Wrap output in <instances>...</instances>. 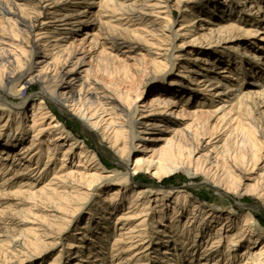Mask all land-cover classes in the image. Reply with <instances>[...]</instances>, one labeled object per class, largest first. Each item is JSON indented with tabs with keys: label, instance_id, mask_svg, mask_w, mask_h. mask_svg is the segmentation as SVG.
<instances>
[{
	"label": "bare ground",
	"instance_id": "bare-ground-1",
	"mask_svg": "<svg viewBox=\"0 0 264 264\" xmlns=\"http://www.w3.org/2000/svg\"><path fill=\"white\" fill-rule=\"evenodd\" d=\"M170 1L100 0L104 12L119 14L120 21L125 18L132 22L138 18L137 21L143 25H159L150 31L156 41L161 43L153 50L143 47L141 37L133 36L131 30L122 23L118 25L119 28H115L103 20L102 13L96 15L92 0H0V16L5 22V29L2 30L4 33H0V88L6 91L8 97L13 98H20L22 92L34 84L41 89L39 98L23 99L19 105H12L7 98H0V214L10 210L20 212L22 217L19 219L2 215L0 224L18 223L26 226L31 223L30 217L40 221L29 233L9 240L11 250L5 249L10 253L9 256L17 257L16 252L20 253L22 250L41 253L49 246L63 245L65 233L73 223L70 216L74 212L83 211L86 207L84 204L93 198L90 191L107 181L111 185L109 188H122L113 191L110 189L108 198H103L108 188L100 190L95 204L87 213L90 217L87 219L88 224L92 226L86 228L89 229L88 232L80 234L83 236L78 241L82 244L77 246L87 254L88 260L96 255L90 247L91 243H106L104 236L108 231L111 233L108 226L110 219L128 206L118 217L120 234L113 246L116 245L115 251H119L118 264H138L142 258L140 256L147 253L150 247L147 243L151 241L145 240V231L152 221V214L157 212L166 217L169 207L174 206L171 219L173 223H178L177 216H182V209L188 211L189 219L191 217L183 226L186 231L175 242H182V252L185 253L180 255V249L166 245L164 251L157 250V264H179L175 262L183 260L193 264L197 261L199 264H221L223 257L230 264L239 253L241 258H248L245 264H264V226L261 228L260 225L261 230L258 232L253 231V226L258 223L251 212L248 211L238 221L231 219L234 217L232 214L222 216L215 213L213 208L209 210L210 213L206 212L203 207L212 205L190 197L188 193L177 195L170 205L168 197L165 200L158 196L160 194H153L150 187L146 189L134 185L135 179L141 177L142 173H150L162 179L179 170H193L195 174L206 177V184L226 188L238 196L252 197L258 200V208L264 209V148L255 152V147H264V126L258 131L256 129L259 127L257 116L262 114L257 99L264 100V84L259 81L256 89L240 91L241 82L235 88L231 87L230 81L241 74L245 77L244 83L263 79L264 68L255 65L245 68L247 60L237 48L233 50L234 57L221 53V58L230 59L226 61L229 65L232 64V68L229 73L224 71L230 74V80L220 79L211 72L215 69L225 70L220 67L222 61H215L216 58L207 57L208 54L205 53L199 55L196 47L201 46L203 37L193 33L196 20L207 21L218 34L234 38L232 33L240 32L245 37H254L256 40H248L246 44L253 49L261 47L262 54L264 35L261 29H246L236 25V20L245 25L248 23L243 19L242 9L235 3L238 0H203L202 8L207 11L201 8L186 11L189 16L182 28L176 31L173 29L174 19L170 16ZM253 1L248 2L253 5L259 2ZM248 2L243 0L242 4ZM259 7L260 12H264V5L259 4ZM149 17L164 20V24L156 20L150 21ZM223 19L226 20L225 23L217 22ZM88 29H91L90 32H87ZM82 30L85 36L77 37V33ZM95 31L101 32L102 41L97 40ZM178 37L185 40L182 48H191L188 55L191 60L183 59L174 52ZM228 37L217 39L216 44L230 40ZM89 46L98 48V53L90 55ZM103 46L115 52L125 49L143 51L148 53L154 68H158L150 75L156 85L151 90L153 95L150 103L144 102L142 109L136 101L143 96L141 88L137 85L135 90L131 89L132 83H138V76H133L129 69L127 71L122 59L110 52H103ZM249 49H245L248 54ZM103 61L116 64V69L123 76L121 82L126 83L125 92H116L94 78V65ZM142 61L143 65L149 64L148 61ZM197 76H201L198 82L202 91L205 85L204 88L209 89L207 91L215 92L214 95L226 107L225 112H218L219 109H216L208 115L193 116L190 123L182 126L169 115L180 107L184 114L195 115L194 112L182 109L184 102L181 103L180 100H191L195 96L190 93L196 88L191 84ZM48 102H53L60 109H67L85 130L92 129L99 134L102 143L108 144L110 151L116 156L118 165L128 168V173L124 177L118 174L112 177L102 176L104 170L108 169L97 151H90L85 145L79 147L77 138L64 132L65 127L50 111ZM31 103H34L36 109L32 111L34 118L29 125ZM247 111L245 120L255 130L256 136L261 138L257 144L249 133L246 139H237V143L231 137L230 130H234V127L241 125L239 129H244L241 114ZM218 113L222 115L219 116ZM48 120L52 122L45 130L43 125ZM211 121L215 123L211 125ZM227 122H233V127H228ZM48 130L59 131V137H48L45 134ZM29 131L32 132V142L26 148L24 146ZM206 136L208 139H205ZM136 139L144 142L135 145ZM249 140L253 151L247 159L244 150L237 146H248ZM44 145L48 146L49 152L48 162L42 167ZM134 148L138 150L136 153H133ZM77 151L79 161L75 164ZM56 152L60 155L62 153L60 160H57L62 163L60 167H57L56 160L53 161ZM32 162L35 164L31 165ZM50 172L51 180L42 188L36 189V182L47 178ZM179 205L182 206L180 210ZM187 205L191 207L190 210L186 208ZM34 210L42 211L43 218L36 216ZM103 222L108 227L99 234L100 231L96 229L102 231ZM133 223H136L135 228L130 227ZM197 223L199 227L196 226ZM156 228L155 226L154 229ZM89 231L94 238H91ZM158 231L157 237H169L166 230L159 228ZM201 234L214 236L215 242L206 248L200 247L197 243L203 237ZM189 239L191 241L187 243ZM163 243L170 242L165 240ZM223 243L227 244V252L220 249ZM121 245L124 246L120 247ZM74 246L69 244L68 248ZM2 251L0 250V258L3 257ZM133 251H136L134 256L129 255ZM161 254L168 255L164 256L168 260L166 263L160 261ZM77 255L79 256L78 253Z\"/></svg>",
	"mask_w": 264,
	"mask_h": 264
},
{
	"label": "rangeland",
	"instance_id": "rangeland-1",
	"mask_svg": "<svg viewBox=\"0 0 264 264\" xmlns=\"http://www.w3.org/2000/svg\"><path fill=\"white\" fill-rule=\"evenodd\" d=\"M93 3H95L94 8V12L96 13V15H100V13H102L101 15L103 16V20H105V22L110 23V25L112 27L115 28H119L118 25H120L121 23L124 25V27L129 28L131 30V33L133 36L135 37H141V45L147 48H152L153 50H156L154 48H157L159 45H161V43H158V41H156V37H154V35H152V32H150L152 29H156L159 27V25H156L155 27H153L152 25H143L142 23H140L138 20V18L133 19L132 22L127 21L125 18L124 20H119L121 16L118 15H114L110 12H104V7L101 6L102 3H100V0H92ZM206 1V0H204ZM209 2L211 1H217V2H224L226 0H207ZM236 1V0H235ZM239 2H235L237 3V7L242 9V15H243V19L247 20L248 23L245 25L243 23H241L240 21L236 20V25H240L241 27H245L247 28H253V29H261L263 35H264V12H260V7L259 4L264 5V0H254V1H259L258 4H251L248 1H253V0H247L248 3H243V0H238ZM253 1V2H254ZM203 0H182V3H180V0H171L170 1V5H171V10H170V16L174 19V30H179L180 28H182V26L185 24V20L186 18L189 16V13H186V11H190V10H197L199 8L203 9V11H207L204 10V7L202 5ZM210 6V5H208ZM99 13V14H98ZM245 16V17H244ZM152 18V19H151ZM150 21H155L157 19V17H149ZM135 20V21H134ZM159 23H163L164 24V20H156ZM195 32L193 33V35L198 34V36L200 35L201 37H203L201 39V46L196 47V49L198 50V54L201 55L203 53L208 54L206 55L207 57L210 56V58L215 59V61L221 60L222 62L220 63V67L221 68H225V70H221V69H215L213 70L211 73L212 75L223 79V80H230L228 79V74L229 73V69L232 68V64L229 65V62L226 60H230L228 57L226 58H221V53H227L230 56L232 55V57H234L235 55L232 54L235 50L238 48V50L241 52L240 54H242L243 57L246 58L247 63H244L245 68L249 67L252 68L254 65L260 67L261 69L264 68V54H262L261 51V47L257 48V49H253L250 48L249 45H247V41L248 40H256L254 37H248V36H244L243 34H241L240 32H233L231 36L232 37H228L225 36V34H218L216 31H213V27L211 24L206 23L207 21H195ZM218 23L222 24L225 23L226 20L223 19V21H217ZM215 22V23H217ZM256 22V23H255ZM94 24V23H93ZM152 24V23H151ZM245 25V26H244ZM95 26V24L93 25ZM5 29V22L3 21V19L0 16V33H4L2 30ZM91 29H88L87 32H90ZM84 30H82L81 32L77 33V37H83L85 36V34H82ZM94 31V30H93ZM146 31V32H145ZM166 31H169V28L166 29ZM96 35L95 37L97 38V40L102 41V34L100 31H95ZM229 38L230 40L226 41V42H222L221 44H216L217 39H221V38ZM190 39V38H189ZM188 39V40H189ZM231 39L235 40V41H231ZM184 38H180L178 37L176 39V42L174 44L175 47V53H178L182 56L183 59H190V55L189 51H190V47H185L182 48V45L184 43ZM190 41V40H189ZM231 41V42H230ZM104 45V44H102ZM90 47V46H89ZM105 46H103L102 48H104ZM164 48H168L167 46H164ZM246 48H250L248 51H250V53L248 54L245 49ZM142 50V49H141ZM99 49L98 48H91L89 49V54H96L98 53ZM110 52L112 55L114 54L115 56H117L118 58L122 59L124 61V65L127 67V71L129 69V71L133 74V76H138V83L134 82L132 83L131 89L135 90V87L138 85L141 90H142V97H136L137 98V104L138 106H140V108L142 109V106L144 105V102L150 103V99L152 97V88L156 87L155 83H154V79L150 78L151 73H153L154 71H156L157 69L154 68V66L151 64V59L148 56V53H145L143 51H129L128 49L126 50H122L120 52L118 51H114L110 48H106L105 50H103V52ZM192 57V56H191ZM225 57V56H224ZM148 61L149 64L147 65H143V61ZM217 60V61H218ZM239 62V61H237ZM173 63V62H172ZM191 63H194V61H191ZM112 64V65H111ZM109 64V62H104L101 63H96L95 66V72H94V78L96 80L99 81V83L101 85H104L106 87H109L110 89L118 92V91H126V89L124 88L126 83L121 82L123 81V76L122 74L116 69V64L115 63H111ZM151 65V66H150ZM180 65V64H179ZM178 66V65H177ZM180 67V66H179ZM174 69V68H173ZM117 70V71H116ZM173 71V70H172ZM224 71H227L228 73H224ZM136 73V74H135ZM170 74H173L172 72ZM118 75V76H117ZM120 76V77H119ZM201 76H197L195 78H193V82L191 84L192 87H196L194 91H191L193 93L190 94H194L195 96L191 98V100H186L185 101H181L182 104V109H186L187 111L190 112H194L195 115H187L184 114V112L181 110V107L178 108V110H175L173 113H171L169 115V117L172 120L177 121L178 123L182 124V126H186L188 123H190L193 120V116H199V115H208L209 113H213V111H215L216 109H219L218 112L223 111L222 113L225 112V108L223 107L224 104H222L221 99L217 96L214 95L215 92H209L207 90V88H204L203 86V91H202V86L199 84L198 79H200ZM241 77V78H240ZM238 77L236 75L235 78L231 79L230 81H232L231 83V87H235L236 85H238V83L241 82L242 86H239L240 91H247V90H253L256 89V84H259L262 82L264 84V78L263 79H255V80H251V82H243V75L241 74V76ZM121 79V80H119ZM184 80V79H183ZM186 80V79H185ZM217 82V81H216ZM140 84V85H139ZM230 84V83H229ZM201 86V87H200ZM236 88V87H235ZM201 92L198 94V92ZM41 89L39 87V85L34 84L32 86H30L29 89L25 90L22 92L21 97L20 98H13V97H8L6 95V91L0 88V98H7L8 101L12 104V105H19L22 103L23 99L26 98H30L35 100V98H39L41 95ZM131 95L133 97H135V94L131 93ZM260 100V101H259ZM257 101L259 102V109L260 112L262 113V120H261V116H257V122L259 127H257V131L260 130V127L263 125L264 126V100L263 99H257ZM260 102L262 104H260ZM49 106L50 111H52L53 114L56 115L58 121L63 124V126L65 127L66 130H64V132H66L67 134H72L77 138V145H79V147H82L83 145H85V147L90 150V151H97L98 155L101 157V159L103 160L102 162L104 163V165L107 167L108 170H104L102 176L105 177H112L115 176L116 174L120 175V176H125L129 169L128 168H124L120 165H118L117 163V158L116 156H114L112 154V152L110 151L108 144H104L102 143V138L99 134H97L96 132H94L92 129H87L85 130L76 120V118L74 116H72V114H70V112H68L67 109H60L57 105H55L53 102H48L47 104ZM181 106V105H180ZM36 107L34 108V103H31V106H29V122L28 124L31 125L33 118H34V114H33V110H35ZM222 113H218L219 116L222 115ZM248 116V111L245 112L243 115L241 114V120H242V125L244 126V129H239V127L241 126H236L234 127V130H230L231 132V137L235 138L236 143H237V139H246V135L251 134V136L254 137L255 140H253V142H255V144H257V142H259L261 140V138H258L256 136V132L254 129L251 128V125L248 124V122L245 120ZM261 121V123H260ZM263 121V122H262ZM52 121H47L43 127L46 130L49 127V124ZM229 122V121H228ZM226 123V125H228V127H233V122L230 123ZM215 123V121H211V125ZM55 130H48V132H46L45 134H47L48 137L52 136L55 138L59 137V131L58 132H54ZM30 132V131H29ZM96 138V139H95ZM205 139H208V137L206 136ZM47 142L49 141V138L46 140ZM31 142H32V132H30L29 137L27 138V142L25 143L24 147H30L31 146ZM46 142V144H47ZM144 141L138 140L136 139V144L137 143H143ZM44 154H43V160L41 165H43L42 167H44L45 164H47L48 162V152H49V148L47 145H44ZM136 147V146H135ZM238 148H240V150H244V156L247 158L250 157L252 151H253V146L250 143L249 140V144L248 146H237ZM260 148H264L263 146H257L255 147V152L259 151ZM66 149V148H65ZM64 149V150H65ZM138 150L136 148L133 149V153H136ZM57 153V152H56ZM77 156H76V160H75V164L78 163L79 158H78V151H77ZM111 154V155H110ZM62 157V153L60 154H56L55 158H53L54 160H60V158ZM115 157V158H114ZM247 158V159H248ZM116 159V160H115ZM52 163V162H51ZM70 163V162H69ZM35 164V162H32L31 165ZM62 165V163H60V161H57V167H60ZM263 166V165H262ZM53 172V171H52ZM52 172L49 173V175L47 176V178L45 179H41L40 181L36 182V184H38V187H36V189H40L43 186L46 185V183L48 181H50L51 177H52ZM141 177H137L135 179V184L137 185V187L140 188H149L150 190L153 191L154 193L160 194L158 195L160 198H163L165 200H167L168 197L169 202L168 204H173V202L175 201L174 199L177 197V195H181L184 193H188L190 197H194L204 203H207L209 205H212L211 207H203V209L207 210L206 212L210 213V209L213 208L215 213L221 214L222 216L227 215V214H232L234 217H232L231 219H237L238 221H240L241 217L245 216L248 211L251 212L254 216H256L257 218V223L254 227V230L252 228L253 231H259L261 230L262 226H264V209H259L258 208V200L252 198V197H247V196H238L237 194L234 193V191L231 190H227L226 188L222 189L221 187H216V186H212V185H208L205 183L206 177L203 174H195L193 170H179L177 172H174L171 175H168L162 179L157 178L156 176L150 174V173H142L140 175ZM1 179V178H0ZM110 182V180H108ZM130 183V182H129ZM131 184H133L131 182ZM142 185V186H140ZM152 185H156L157 187H151ZM18 186L15 185V187ZM111 185L106 181L103 182V184H101V186H99L98 188H95L94 190L90 191L91 195L93 194V198L87 203L84 204L86 205L85 209L81 212H74L73 215L70 216L69 219H73V223L71 224V226L68 228V230L65 233L64 236V240H63V245H59L58 247L55 246H49L46 250H44L41 253H35L33 252H27L26 250H20L21 252L17 254V257L15 255H11L9 256L10 253H8V251L6 250H11L10 245H9V240L10 239H15L20 237L21 235H25L26 233H29V231L31 229H33L34 227L38 226L40 221H37L34 217H30V222L29 224L25 225H21V224H9V225H4V224H0V235L2 236V238H0V250L3 252V257L0 258V264H118L117 261V256L119 251H115L116 250V245H114L115 239L119 236L120 231H119V221H118V217L121 216L123 214V212H125V209L128 208L124 207L123 210L118 211L112 218L110 219V223H109V230L111 231V233L108 231L106 232V236H104V239H106V243L103 244H99V243H95L92 244L91 243V248L93 249L94 254L96 253V255L94 257L91 258V260H88L87 254L83 253V251H80L79 247L77 245H79V243L82 244L81 241H78L79 238H81L82 236L80 235L81 233H85L86 231L88 232L89 228L92 226V224H88V215L87 213L89 212V209L91 206H93L95 204L96 201V195H98V193H100V190H103V188H108V190L106 192H104L103 194V198H108L110 191L112 190H116V189H120L122 187H111L109 188ZM144 186V187H143ZM12 189V188H11ZM14 189V188H13ZM111 189V190H110ZM108 202V201H107ZM220 202V203H217ZM222 205V206H220ZM257 205V206H256ZM207 206V205H206ZM188 207V208H187ZM173 207H169V214H167L166 217H162L160 214H158L157 212H154L152 214V221L149 223V225L147 226V229L145 231V240L147 242L151 241L150 243H147V246L149 247V250L147 251V253L143 254L140 261L138 262V264H157L156 262V257H157V250L158 251H164L166 249V245L167 247L169 246H174L178 249H180V255L182 253V249L183 247H181V244H176V241L180 240V235L182 234V232L184 233L186 231V227H183L184 224L188 223L191 219H189V214L188 211H186L185 209H182L180 212L182 213L177 216V222L178 223H173L172 222V215L173 213ZM180 208H182V206L179 205V210ZM186 208L188 210H190V206L187 205ZM28 209V208H27ZM26 209V210H27ZM1 211H6V210H1ZM72 211V210H71ZM7 212V213H6ZM5 213H1L0 217L3 215L5 217H14V218H19L22 219L20 212L17 211H6ZM15 212V213H14ZM212 212V211H211ZM18 213V214H16ZM34 213L36 214V216H39L40 218H43V212L39 211V210H34ZM5 214V215H4ZM71 214V213H69ZM15 215V216H14ZM181 217V221L178 219ZM90 218V217H89ZM196 221V219H194ZM37 221V222H36ZM136 224V223H135ZM134 223L130 225L131 228H135ZM261 225V228H260ZM107 224H105L103 222V230H98L100 231L99 234H101L103 231H105L108 227ZM155 226L157 227L156 229ZM197 227H199V224L197 223L196 225ZM97 227V226H96ZM85 228V229H84ZM160 229H164L166 230V232L168 233L169 237H164V238H160L157 237L156 232ZM82 229V230H80ZM32 231V230H31ZM95 231V232H97ZM159 232V231H158ZM89 234L91 236V238L93 236L92 232L89 231ZM211 234V233H210ZM209 234V235H210ZM224 234V233H223ZM264 236V232L262 233ZM95 235V234H94ZM97 235V234H96ZM208 234H205V236H203L201 234V236H203L201 239L199 238V242L197 243V245L199 244L200 247L206 248L208 246H211L215 241H214V236H209ZM216 237V236H215ZM212 241H209L211 240ZM163 239V240H162ZM192 239V238H191ZM191 239H189L187 243H190ZM167 241L170 242L169 244L167 243H163V241ZM99 241V240H97ZM162 241V243H161ZM100 242V241H99ZM69 244H74L75 246L73 248H68ZM85 244V242L83 243ZM90 244V241L89 243ZM184 244V243H183ZM9 245V246H8ZM189 245V244H188ZM187 245V246H188ZM6 246V247H5ZM102 246V247H101ZM124 245H121L120 247H122ZM4 247V248H3ZM227 244L223 243V247L220 248L221 251L223 252H227L228 249L226 248ZM262 247V245L260 246V248ZM6 249V250H5ZM218 249V248H217ZM79 251V252H78ZM137 251V250H136ZM136 251L131 252L129 255L134 256V253ZM79 254V256L77 255V253ZM6 253H8L6 255ZM26 253V254H24ZM5 254V255H4ZM241 253H239L237 255L236 260H232L230 264H245L248 261L247 257H243L241 258L240 256ZM146 255V256H145ZM160 255V252H159ZM4 256H8V257H4ZM164 256L168 255H163L161 254V259L160 261H164V263H166L168 260L164 259ZM14 257V258H13ZM13 258V259H11ZM166 258V257H165ZM2 259V260H1ZM180 260V257L178 258ZM167 260V261H166ZM223 261H221V264H227V260L226 257L222 258ZM163 263V262H162ZM175 263H179V264H193L192 262L189 263L186 260H183L182 262H175ZM120 264V263H119ZM125 264H129V263H125ZM161 264V263H159ZM195 264H199V262L197 261Z\"/></svg>",
	"mask_w": 264,
	"mask_h": 264
}]
</instances>
